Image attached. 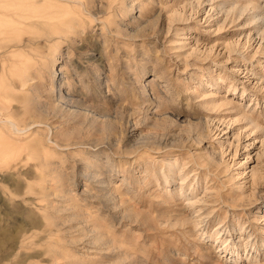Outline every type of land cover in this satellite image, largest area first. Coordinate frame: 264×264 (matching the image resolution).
Returning <instances> with one entry per match:
<instances>
[{"label": "rangeland", "instance_id": "obj_1", "mask_svg": "<svg viewBox=\"0 0 264 264\" xmlns=\"http://www.w3.org/2000/svg\"><path fill=\"white\" fill-rule=\"evenodd\" d=\"M0 264H264V0H0Z\"/></svg>", "mask_w": 264, "mask_h": 264}, {"label": "bare ground", "instance_id": "obj_2", "mask_svg": "<svg viewBox=\"0 0 264 264\" xmlns=\"http://www.w3.org/2000/svg\"><path fill=\"white\" fill-rule=\"evenodd\" d=\"M255 170H257V169H255ZM253 171H254V170H253ZM259 171H260V170H259ZM259 171H258V172H259ZM254 173H255V171H254ZM261 174H262V173H261ZM256 175H257V173H256ZM259 175H260V174H259ZM255 177H256V176H255ZM183 180H184V179H183Z\"/></svg>", "mask_w": 264, "mask_h": 264}]
</instances>
